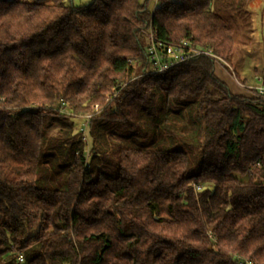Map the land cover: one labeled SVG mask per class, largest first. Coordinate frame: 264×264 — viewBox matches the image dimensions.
Returning a JSON list of instances; mask_svg holds the SVG:
<instances>
[{"label":"trees","instance_id":"trees-1","mask_svg":"<svg viewBox=\"0 0 264 264\" xmlns=\"http://www.w3.org/2000/svg\"><path fill=\"white\" fill-rule=\"evenodd\" d=\"M211 3L0 0V264H264V94L143 71L148 26L229 65Z\"/></svg>","mask_w":264,"mask_h":264},{"label":"rangeland","instance_id":"rangeland-1","mask_svg":"<svg viewBox=\"0 0 264 264\" xmlns=\"http://www.w3.org/2000/svg\"><path fill=\"white\" fill-rule=\"evenodd\" d=\"M64 1L85 5L92 0ZM163 1L147 0L148 10L152 11ZM211 8L227 20L235 37L241 35V70L238 74L240 78H246L248 84H255L258 76H264V0H212ZM75 124L78 128L79 121Z\"/></svg>","mask_w":264,"mask_h":264},{"label":"built area","instance_id":"built-area-1","mask_svg":"<svg viewBox=\"0 0 264 264\" xmlns=\"http://www.w3.org/2000/svg\"><path fill=\"white\" fill-rule=\"evenodd\" d=\"M166 1V0H164ZM143 36L146 39V55L149 66L143 71L145 73H160L167 68L175 65L177 63L183 62L190 58L203 55L213 59L214 62L224 63L219 56H217L212 50L195 45L189 39H180L175 42L165 41L157 36L156 30L151 26L145 27L141 30ZM261 80V77H258ZM256 95H262L264 93V84L256 86L254 89ZM109 96H107L108 98ZM109 99V98H108ZM94 111L86 114L85 121L81 123L79 130L82 133V139L86 141L87 137L85 134V127L88 123V119L98 111L101 107L98 104L94 105ZM199 188V186H196ZM21 260V257H19ZM241 264L244 261H240ZM248 264H253L252 262H247Z\"/></svg>","mask_w":264,"mask_h":264},{"label":"crops","instance_id":"crops-1","mask_svg":"<svg viewBox=\"0 0 264 264\" xmlns=\"http://www.w3.org/2000/svg\"><path fill=\"white\" fill-rule=\"evenodd\" d=\"M242 42L241 35H237L235 37V45L233 48V52L230 58L229 65L221 62L214 63L215 64V74L216 76L224 81L229 90L234 94H240L245 96H255L254 89L256 86L264 84V76H261V80H258V76L256 78L255 84H248L246 82V78H240L238 71L241 70V50L240 43ZM264 94V93H263ZM257 96V95H256Z\"/></svg>","mask_w":264,"mask_h":264}]
</instances>
